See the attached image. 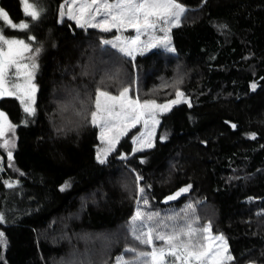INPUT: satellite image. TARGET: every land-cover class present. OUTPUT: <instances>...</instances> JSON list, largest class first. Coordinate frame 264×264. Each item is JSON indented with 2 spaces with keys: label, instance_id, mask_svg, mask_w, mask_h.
<instances>
[{
  "label": "trees",
  "instance_id": "16d2710c",
  "mask_svg": "<svg viewBox=\"0 0 264 264\" xmlns=\"http://www.w3.org/2000/svg\"><path fill=\"white\" fill-rule=\"evenodd\" d=\"M63 1L45 0L34 25V114L0 99L14 126L1 141L10 147H0V264H52L69 254L73 264H112L127 255L139 247L128 227L136 176L157 211L191 185L173 205L194 204L200 224L226 241L228 264H264V0H177L186 12L170 30L175 52L133 61L101 45L104 32L60 20ZM0 8L13 22L26 18L20 0H0ZM134 80L144 97L163 103L179 89L188 102L160 117L152 147L134 152L132 130L100 164L98 129L83 107L102 83L132 91ZM53 232L57 244L46 237Z\"/></svg>",
  "mask_w": 264,
  "mask_h": 264
},
{
  "label": "snow or ice",
  "instance_id": "6c2138e0",
  "mask_svg": "<svg viewBox=\"0 0 264 264\" xmlns=\"http://www.w3.org/2000/svg\"><path fill=\"white\" fill-rule=\"evenodd\" d=\"M23 5L26 16L32 21H36L40 17V11L29 0H20ZM76 0H72L75 4ZM72 4L68 7V19L75 20L77 27L84 28L86 25L92 28H99L102 32H109L113 28L119 32L122 28H132L135 30L134 37L126 38L120 43L111 40H101V45H111L119 53L126 57H132L138 49L144 47H163L168 52H175V48L171 46V38L169 32L172 27L179 26L182 16L186 9L177 0H82L76 10ZM64 5L61 6L60 16H65ZM97 17H100L97 20ZM0 19L11 29L28 30L29 23L21 22L15 24L9 17L8 13L0 8ZM221 25L220 28H226ZM156 31L163 33V36L156 37ZM147 34L149 42L140 41V36ZM34 36H27L28 41H33ZM116 41H120V37H116ZM34 51L39 53L40 49H32L30 43L25 39L8 37L3 34V26H0V96L13 95L14 92L5 88V77L8 70L15 69L17 76H23L26 80L24 85H16L17 90L21 93V103L24 105V111L28 114H34L35 109L32 107L34 101L35 85L31 83L33 73L37 65L22 63L24 54ZM142 54V52H141ZM180 81H177L179 83ZM255 84L252 85L253 90ZM129 89L123 88L119 96H112L107 91H103L101 87L95 90V110L90 112V123L99 127L101 130V140H106L107 147L97 152L96 159L100 164H104L105 157L112 152L121 135H123L130 127H134L141 119L148 115L151 117L152 124L158 123L155 119L156 110L167 111L171 104L178 101L172 100L166 104L158 105L155 100L131 99L128 96ZM177 98L183 96V93L177 89ZM27 98V103L24 99ZM147 128L148 120H144ZM11 125L3 112H0V137L4 136L5 129H12ZM235 127V125H233ZM253 138L255 134H251ZM137 142V138L133 139V143ZM141 144H145L143 138L140 139ZM11 146H14L12 144ZM151 147V141L145 144ZM0 147L8 149L10 141L5 140ZM135 152L136 149L133 148ZM8 159L11 160L12 152L8 151ZM122 158H124L122 156ZM137 182V209L129 222V232L133 239L141 246H146L149 250H137L136 248H126L125 253H131V259H125L123 255L117 257V264H169V258H172L173 264H226L227 261H233L234 257L228 254V246L223 236L212 237L211 225L206 224L202 228L194 225L198 224L199 217L195 215L194 205L188 204L180 213L173 212L170 215L161 217L159 212L142 211L139 207V201L142 200L144 205H148L149 201L145 195V189L140 187L139 181L142 179L136 176ZM7 187H12L11 183L6 182ZM66 186V185H65ZM63 187L61 190L63 191ZM191 185H187L179 189L175 194L167 196L166 201L175 200L181 193L187 192ZM0 215V221H3ZM0 232V238L3 237ZM220 241L218 247H213L211 243L204 241L211 240ZM161 242L158 246L156 242ZM0 243H3L0 240Z\"/></svg>",
  "mask_w": 264,
  "mask_h": 264
},
{
  "label": "rangeland",
  "instance_id": "374dc122",
  "mask_svg": "<svg viewBox=\"0 0 264 264\" xmlns=\"http://www.w3.org/2000/svg\"><path fill=\"white\" fill-rule=\"evenodd\" d=\"M82 0H76V3L75 4H72V0H64L63 3L59 6V19L60 20H69L71 22H73L75 25H76V22L75 20H70L68 19V16H67V13H68V7L67 5L69 4H72V7L74 10H76L78 8V5L79 3H81ZM29 3L33 4L39 11H40V17L44 14L45 10H46V7H45V0H29ZM64 5V12H65V16L63 18H61L60 16V11H61V6ZM21 8H22V11H23V14L24 16L26 17L24 20H21L19 22H14L15 24H20L21 22H25V23H29L30 25V28L28 30H19V29H11L9 28L2 19H0V26H3V34L8 36V37H15V38H20V39H25V42L27 43H30L31 46H32V49L34 48V45L33 43L35 42V40L33 41H28L27 40V36H35V33L33 31H36L35 30V23L38 22V20L36 21H32L30 17L26 16L25 12H24V8H23V5L21 4ZM100 17H97V20H99ZM77 26V25H76ZM81 28V27H79ZM88 28H92V27H88L87 25L83 28V29H88ZM173 28V27H172ZM171 28V29H172ZM95 29H98L100 30L99 28H95ZM101 31V30H100ZM105 34H107V37L104 39V40H111V41H114V42H117V43H120L122 42L123 40H125L126 38H130V37H134L136 35V32L134 29L132 28H127V29H121L119 32H117V30L115 28H113L111 31L109 32H104ZM119 36L120 37V41H116V37ZM155 36L156 37H160V36H163V33L160 32V31H156L155 33ZM169 36H170V32H169ZM140 41H143L145 42V44H147L149 42V36L147 34H144V35H141L140 36ZM111 47V45H108ZM172 46V45H171ZM155 49H161V50H164L166 51L163 47H160V46H156V47H144V48H141V49H138L135 54H134V58L138 55H143V54H146L150 51H153ZM142 52V54H141ZM121 54V53H120ZM123 57L133 61L134 59L132 57H126L124 56L123 54H121ZM38 54L35 53L34 51H30L29 53H25L24 54V59L22 60V63H27V64H32L33 62L37 65L38 67ZM37 71V68L35 69L34 73H33V78H32V81L31 83L35 85V82H34V78H35V73ZM26 83V80L23 76H17L16 73H15V69L14 68H11L8 70V73L5 77V88L8 89L9 91L11 92H14L15 94L13 95H4L5 97H12V98H15L19 101V103L21 104L22 106V109L24 110V105L21 103V99H20V96H21V93L17 90L16 88V85H24ZM177 83V81L175 82V84ZM102 90L103 91H107L110 95L112 96H119L120 92L123 90V88H128L129 89V92H128V96L129 98L131 99H138L140 101H144V100H153L151 99V97H144V95H140L137 90H138V86L134 80L133 84H132V91L130 89V87H127L125 85H121L119 84V87H116V85H110V84H105V83H102ZM35 95H36V85H35V92H34V99H35ZM26 103L28 102L27 101V98L24 97ZM179 102L175 103V104H171L169 109L167 111H160L159 109L156 110V113H155V119L158 121V123L156 124H152V120H151V117H149L148 115H145L142 119H141V122L140 123H137L134 127H130L127 132H125L123 135L120 136L118 142L120 141V139L125 135L127 134L128 132L132 131V130H136V136L134 138H137V142L134 144L133 143V148H135L137 151L139 150H143V149H148L150 147H147L145 146L146 142L148 140L151 141V144L153 145L154 141H155V136H156V132H157V128H158V125H159V120H160V117L163 115V114H166L168 113L174 106L176 105H179L180 103H183V102H188L187 98L184 96H181L179 98H177L176 96V92H175V95H174V98L171 99V100H168L166 102H163V103H159L156 101V103L158 105H163V104H166L168 103L169 101H172V100H177ZM34 105V101L32 102V107ZM86 107V111L88 112V116H89V119H90V112L92 110H95V93H94V96H92V99L88 101V104L87 106L85 105L83 107V109H85ZM25 112V111H24ZM26 113V112H25ZM28 114V113H26ZM30 115V114H29ZM144 120H148L149 121V125L148 127L146 128L145 125H144ZM98 129V145L96 147V155H97V152L100 151L101 154H103V150L107 147V142L106 140H101L100 138V135H101V130L99 127H97ZM9 131L10 129L9 128H6L5 129V133H4V136L3 137H0V143H3L1 141H3L2 139H7L9 137ZM7 134V135H6ZM7 138H6V137ZM143 138L144 141H145V144H141L140 143V139ZM117 142V144H118ZM116 144V145H117ZM152 147V146H151ZM116 148V147H115ZM115 150V149H114ZM113 150V151H114ZM112 151V152H113ZM110 152L106 157H105V161L107 159V157L112 153ZM182 194V193H181ZM180 194V195H181ZM179 195V196H180ZM178 196V197H179ZM177 197V198H178ZM176 198V199H177ZM175 199V200H176ZM175 200H171V201H166L165 202L168 204L167 207L163 210V211H160V210H153L149 203L148 205H144L143 204V201L140 200L139 201V207L141 208L142 211H151V212H159L161 214V217L165 216V215H170L172 214L173 212H176V213H180L181 212V209H184L186 205L188 204H192L194 205L193 203L191 202H186L184 203L182 206H180L179 208H176L174 205H173V202ZM138 201V200H137ZM137 206L138 204H136V207H135V210H134V213L137 209ZM195 208V206H194ZM133 213V215H134ZM132 215V216H133ZM195 215H196V212H195ZM197 216V215H196ZM131 218L129 219L128 221V227H129V222H130ZM206 224H209L208 222L204 223V224H200V222H198V224L194 225L196 227H203L204 225ZM210 232H211V229H210ZM211 235L212 237H217V236H220V235H216V234H213L211 232ZM130 236L132 237L131 233H130ZM45 237V236H44ZM48 241L52 244H57V239H56V236H55V233H51V234H48L46 235ZM133 239V237H132ZM134 240V239H133ZM135 241V240H134ZM225 241V240H224ZM226 242V241H225ZM136 243L139 245V243L136 241ZM161 242L157 241L156 244L159 246ZM204 243H211V245L213 247H218L220 245V241L218 240H211L210 242L209 241H204ZM130 248H136L137 250H143V251H148L149 249L146 247V246H141L139 245V247H130ZM228 254L229 253V250H228ZM123 255L125 259H131L132 256H131V253H128L127 255L124 254V251L122 253H120L119 255H117L114 259H113V262L112 264H117V257ZM75 257L73 254H69L68 257L66 258H57L53 261L52 264H73L75 263ZM229 262L231 261H227L226 264H228ZM169 264H173V261H172V258H169ZM251 264V263H249Z\"/></svg>",
  "mask_w": 264,
  "mask_h": 264
},
{
  "label": "water",
  "instance_id": "95a60500",
  "mask_svg": "<svg viewBox=\"0 0 264 264\" xmlns=\"http://www.w3.org/2000/svg\"><path fill=\"white\" fill-rule=\"evenodd\" d=\"M2 97H4V96H0V99H1Z\"/></svg>",
  "mask_w": 264,
  "mask_h": 264
}]
</instances>
